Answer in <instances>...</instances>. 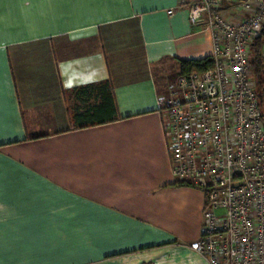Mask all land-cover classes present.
<instances>
[{"label": "crops", "instance_id": "1", "mask_svg": "<svg viewBox=\"0 0 264 264\" xmlns=\"http://www.w3.org/2000/svg\"><path fill=\"white\" fill-rule=\"evenodd\" d=\"M192 1L0 0V264H208L152 74L211 56ZM105 81L112 122L77 127L99 101L75 90Z\"/></svg>", "mask_w": 264, "mask_h": 264}, {"label": "built area", "instance_id": "2", "mask_svg": "<svg viewBox=\"0 0 264 264\" xmlns=\"http://www.w3.org/2000/svg\"><path fill=\"white\" fill-rule=\"evenodd\" d=\"M176 9L192 26L205 24L213 47V68L179 77L159 101L174 180L207 197L191 247L208 264H264V91L262 108L249 62L264 0H194Z\"/></svg>", "mask_w": 264, "mask_h": 264}, {"label": "trees", "instance_id": "3", "mask_svg": "<svg viewBox=\"0 0 264 264\" xmlns=\"http://www.w3.org/2000/svg\"><path fill=\"white\" fill-rule=\"evenodd\" d=\"M264 43V27L260 36L252 44L250 50L249 62L253 70L254 81L256 82V93L259 96L260 106H263L262 95L264 91V57H262V48ZM180 76H188L190 72L201 73L213 68V61L210 57H205L201 60H177ZM78 96L86 95L87 98L93 96L99 101L98 105L88 106L84 113L79 114L77 119V127H89L104 125L112 122L116 115V110L112 109V94L109 81L91 84L75 90ZM263 108V107H262ZM76 119V117H75Z\"/></svg>", "mask_w": 264, "mask_h": 264}, {"label": "rangeland", "instance_id": "4", "mask_svg": "<svg viewBox=\"0 0 264 264\" xmlns=\"http://www.w3.org/2000/svg\"><path fill=\"white\" fill-rule=\"evenodd\" d=\"M262 57H264V43L262 48ZM173 65L170 63L163 64V66L155 68L152 70V74L155 78V82L160 92H162L165 87L170 86L171 84H176L177 75L173 71ZM175 88V87H174Z\"/></svg>", "mask_w": 264, "mask_h": 264}]
</instances>
